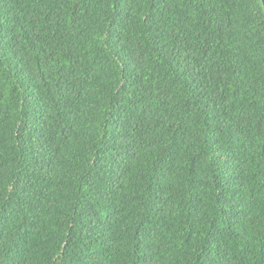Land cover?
Wrapping results in <instances>:
<instances>
[{"label":"trees","instance_id":"1","mask_svg":"<svg viewBox=\"0 0 264 264\" xmlns=\"http://www.w3.org/2000/svg\"><path fill=\"white\" fill-rule=\"evenodd\" d=\"M0 264H264L262 0H0Z\"/></svg>","mask_w":264,"mask_h":264},{"label":"water","instance_id":"2","mask_svg":"<svg viewBox=\"0 0 264 264\" xmlns=\"http://www.w3.org/2000/svg\"><path fill=\"white\" fill-rule=\"evenodd\" d=\"M262 3H263V5H264V0H262Z\"/></svg>","mask_w":264,"mask_h":264}]
</instances>
